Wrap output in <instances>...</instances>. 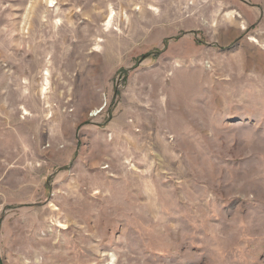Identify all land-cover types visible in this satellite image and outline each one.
<instances>
[{
    "label": "rangeland",
    "instance_id": "1",
    "mask_svg": "<svg viewBox=\"0 0 264 264\" xmlns=\"http://www.w3.org/2000/svg\"><path fill=\"white\" fill-rule=\"evenodd\" d=\"M0 264H264V0H0Z\"/></svg>",
    "mask_w": 264,
    "mask_h": 264
},
{
    "label": "bare ground",
    "instance_id": "2",
    "mask_svg": "<svg viewBox=\"0 0 264 264\" xmlns=\"http://www.w3.org/2000/svg\"><path fill=\"white\" fill-rule=\"evenodd\" d=\"M53 4H51V5H49V6H52ZM111 19H112V15L110 16V19H109V21L108 22H110L111 21ZM57 23H60V21L58 20V22ZM46 75V74H45Z\"/></svg>",
    "mask_w": 264,
    "mask_h": 264
}]
</instances>
